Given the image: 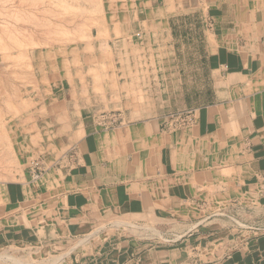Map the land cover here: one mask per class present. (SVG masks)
<instances>
[{
    "label": "crops",
    "instance_id": "obj_1",
    "mask_svg": "<svg viewBox=\"0 0 264 264\" xmlns=\"http://www.w3.org/2000/svg\"><path fill=\"white\" fill-rule=\"evenodd\" d=\"M166 6L205 7V30L150 32L131 46L118 38L124 123L91 127L78 105L47 134L28 131L45 172L0 184V251L12 242L48 264H264V0ZM125 54L164 74L135 85Z\"/></svg>",
    "mask_w": 264,
    "mask_h": 264
},
{
    "label": "rangeland",
    "instance_id": "obj_2",
    "mask_svg": "<svg viewBox=\"0 0 264 264\" xmlns=\"http://www.w3.org/2000/svg\"><path fill=\"white\" fill-rule=\"evenodd\" d=\"M174 1L32 0V4L31 0H5V2L0 0V28L3 29H0V184L22 179L25 170L29 172L30 180L35 182L41 180L45 172L42 162L45 151H31L34 144L28 142L27 134L32 128L38 133L41 131L42 135L47 134L51 131L50 124L56 125L58 117L65 115L74 119L78 112L82 113L80 105L83 106V112H87L85 116H88L91 127L112 128L125 122L120 118V111L117 109V97L113 96V49L118 48V38H129L131 46L141 41L144 34L150 32L171 31L175 36L179 33H202L205 30L202 24V19L206 15L205 7H162L163 4L171 5ZM95 4L97 6L94 7ZM74 7H78L79 10ZM91 11L96 12L94 14ZM166 18H169L168 23L165 21ZM71 19H74L73 22ZM35 21L37 25L32 26V22L35 24ZM43 21H47L44 22V26H42ZM195 21L199 23L195 24ZM38 24H42L43 28L41 26L35 28L39 26ZM76 25L79 28L80 25L83 26L80 31H83L81 32L86 38H83L81 33L78 35L79 28ZM9 27L11 31L8 30ZM17 28H20L19 31ZM42 37H46L47 40ZM50 43L52 44L49 45ZM124 43L126 44L124 47L128 48V40ZM184 43L185 54L190 55L191 49L188 46H191L192 41L184 40ZM20 53H25V57H20ZM123 58L126 61L132 59L131 78L135 85L145 79L157 82L159 75L164 74L152 72L154 68L152 63L150 66L141 67L138 62V66L134 68L136 60L134 56L127 57L125 54ZM174 58L168 52V64L165 67L168 68L166 74L169 93H175L178 79V72L172 70L175 67ZM141 68L145 71H140ZM188 68H191L190 65ZM148 69L150 70L146 71ZM180 75L186 91L191 85L192 73L189 70L181 72ZM200 75L205 77L206 73L201 72ZM115 80L117 81V76ZM152 92H157L155 95L158 96V87H153ZM139 94L144 93L139 92ZM202 99L203 97H200V100ZM51 129H53L52 125ZM33 173L38 174V177H34ZM18 251L13 243L9 242L8 246L0 251V264H48L39 263V254L32 255L29 249ZM40 255V260L48 257L43 252Z\"/></svg>",
    "mask_w": 264,
    "mask_h": 264
},
{
    "label": "bare ground",
    "instance_id": "obj_3",
    "mask_svg": "<svg viewBox=\"0 0 264 264\" xmlns=\"http://www.w3.org/2000/svg\"><path fill=\"white\" fill-rule=\"evenodd\" d=\"M9 1H10V0H9ZM24 1H25V0H24ZM34 1H36V0H34ZM62 1H63V0H62ZM95 1H96V0H95ZM4 2H5V0H4ZM19 2H20V1H19ZM39 2H40V1H39ZM51 2H52V1H51ZM59 2H60V1H59ZM65 2H66V1H65ZM65 2H63V4H65ZM31 3H32V0H31ZM60 3H61V2H60ZM84 3H85V2H84ZM98 3H99V2H98ZM20 4H21V3H20ZM32 4H33V3H32ZM51 4H52V3H51ZM66 4H67V3H66ZM30 5H31V4H30ZM56 5H57V4H56ZM60 6H61V5H60ZM63 6H64V5H62L61 7H63ZM65 6H66V5H65ZM68 6H69V4H68ZM76 6H77V5H76ZM88 6H89V5H88ZM95 6H97V5L95 4L94 7H95ZM56 7H57V6H56ZM46 8H47V7H46ZM67 8H68V7H67ZM72 8H73V7H72ZM74 8H77V10H79L78 7H74ZM81 8H82V7H81ZM96 8H97V7H96ZM10 9H11V8H10ZM15 9H16V8H15ZM60 9H62V8H59V10H60ZM64 9H65V8H64ZM84 9H85V8H84ZM98 9H99V8H98ZM42 10H43V9H42ZM71 10H72V9H71ZM81 10H82V12H83V9H81ZM90 10H92V9H90ZM62 11H63V10H62ZM62 11H61V12H62ZM73 11L76 12L74 9H73ZM17 12H18V11H17ZM38 12H39V11H38ZM42 12H44V10H43ZM59 12H60V11H59ZM78 12H79V11H78ZM92 12H93V11H91V13H92ZM94 12H96V11H94ZM94 12H93V13H94ZM97 12H98V11H97ZM99 12H100V11H99ZM20 13H21V12H20ZM40 13H41V12H40ZM52 13H53V12H52ZM88 13H89V12H88ZM9 14H10V13H9ZM17 14H18V13H17ZM25 14H26V13H25ZM27 14L30 15L29 13H27ZM44 14H45V13H44ZM57 14L61 15L60 13H57ZM94 14H95V13H94ZM94 14H93V15H94ZM11 15H12V12H11ZM55 15H56V14H55ZM80 15H81V14H80ZM80 15H79V16H80ZM90 15H91V14H90ZM96 15H98V14H96ZM8 16H9V15H8ZM18 16H19V15H18ZM53 16H54V15H53ZM56 16H57V15H56ZM64 16H65V15H64ZM15 17H16V16H15ZM23 17H24V16H23ZM25 17H26V15H25ZM51 17H52V16H51ZM60 17H61V16H60ZM65 17H66V16H65ZM67 17H68V16H67ZM88 17H89V16H88ZM11 18H12V17H11ZM54 18H55V17H54ZM57 18H58V17H57ZM77 18H78V17H77ZM30 19H31V18H30ZM33 19H34V18H33ZM39 19H40V18H39ZM55 19H56V18H55ZM74 19H75V18H74ZM74 19H73V20H74ZM82 19H83V18H82ZM86 19H88V18H86ZM16 20H17V19H16ZM57 20H58V19H57ZM71 20H72V19H71ZM73 20H72V22H73ZM95 20H96V19H95ZM95 20H94V21H95ZM40 21H41V20H40ZM40 21H37V22L41 23L42 21H41V22H40ZM47 21H49V20H47ZM47 21H43V25H42V24H41V25L44 26V22H47ZM59 21H60V20H59ZM83 21H84V20H83ZM85 21H86V20H85ZM92 21H93V19H92ZM7 22H8V21H7ZM12 22H13V21H12ZM49 22H50V21H49ZM68 22H70V24H72L71 21L68 20ZM68 22H67V23H68ZM34 23H35V24H33V22H32L31 25H32V26H33V25L36 26V25H37L36 21H35ZM52 23H53V22H52ZM67 23H66V24H67ZM92 23H94V22H92ZM9 24H10V23H9ZM27 24H28V23H27ZM46 24H47V23H46ZM48 24H49V23H48ZM55 24H56V23H55ZM77 24H78V23H77ZM81 24H82V23H81ZM31 25H30V26H31ZM38 25H39V24H38ZM41 25H39V26H37V27L34 26V27H35V28H38V27H40ZM50 25H51V23H50ZM50 25H49V26H50ZM52 25H53V24H52ZM56 25L59 26L58 23H57ZM60 25H61V23H60ZM74 25H75V23H74ZM74 25H73V26H74ZM78 25H79V24H78ZM82 25H83V24H82ZM82 25H80L81 28L84 26V25H83V26H82ZM89 25H90V24H89ZM7 26H8V25H7ZM42 26H41V27H42ZM45 26H46V25H45ZM49 26H48V27H49ZM54 26H55V25H54ZM70 26H71V25H70ZM73 26H72V27H73ZM76 26H77V25H76ZM76 26H75V27H76ZM3 27H4V26H3ZM18 27H20V26H18ZM28 27H29V25H28ZM48 27H46V28H48ZM55 27H56V26H55ZM61 27H62V26H61ZM72 27H71V28H72ZM77 27L79 28V26H77ZM11 28H12V27H11ZM13 28H14V27H13ZM21 28H22V27H21ZM42 28H43V27H42ZM44 28H45V27H44ZM49 28H50V27H49ZM63 28H64V27H63ZM71 28H70V30H71ZM81 28H79V30H78L77 33H78V35H79V33H81V35L83 36V34H82L83 31H82V30H81L82 32L80 31ZM84 28H85V27H84ZM0 29L3 30L2 28H0ZM9 29H10V27L8 28V30H9ZM17 29H18V28H17ZM19 29H20V28H19ZM19 29H18L17 31H19ZM25 29H26V28H25ZM59 29H60V27H59ZM67 29H68V28H67ZM72 29H73V28H72ZM5 30H7V29H5ZM12 30H13V29H12ZM33 30H34V29H33ZM55 30H56V29H55ZM57 30H58V29H57ZM62 30H63V29H62ZM65 30H66V29H65ZM10 31H11V29H10ZM14 31H15V30H14ZM17 31H16V32H17ZM46 31H48V30L46 29ZM58 31H60V30H58ZM20 32H21V31H20ZM49 32H50V31H49ZM52 32H54V31L52 30ZM62 32H63V31H62ZM84 32H85V31H84ZM1 33H2V32H1ZM10 33H11V32H10ZM25 33H26V31H25ZM35 33H37V32H35ZM38 33H39V32H38ZM41 33H42V32H41ZM46 33H47V32H46ZM46 33H45V34H46ZM50 33H51V32H50ZM64 33H66V32L64 31ZM64 33H63V34H64ZM72 33H73V32H72ZM3 34H5V33H3ZM22 34H23V33H22ZM56 34H57V33H56ZM1 35H2V34H1ZM10 35H11V34H10ZM28 35H29V34H28ZM50 35H51V34H50ZM57 35H58V34H57ZM61 35H62V34H61ZM3 36H4V35H3ZM5 36H6V35H5ZM21 36H22V35H21ZM30 36H31V35H30ZM32 36H33V35H32ZM41 36H42V35H41ZM52 36H53V35H52ZM64 36H66V35H64ZM103 36H105V34H104ZM22 37H23V36H22ZM28 37H29V36H28ZM56 37H57V36H56ZM1 38H2V37H1ZM9 38H10V37H9ZM29 38H30V37H29ZM42 38H44V37H42ZM45 38H46V37H45ZM45 38H44V39H45ZM47 38L49 39V36H48ZM47 38H46V40H47ZM62 38H63V37H62ZM77 38H79V37H77ZM83 38H86V37L83 36ZM13 39H14V38H13ZM26 39H27V38H26ZM26 39H25V40H26ZM31 39H32V38H31ZM31 39H30V41H31ZM33 39H34V38H33ZM33 39H32V40H33ZM51 39H52V37H51ZM16 40H18V39H16ZM46 40H45V41H46ZM26 41H28V40H26ZM50 41H52V40H50ZM50 41H48V42H50ZM15 42H16V41H15ZM24 42H25V41H24ZM28 42H29V41H28ZM33 42H35V41H33ZM36 42H37V41H36ZM13 43H14V42H13ZM20 43H21V42H20ZM41 43H42V42H41ZM62 43H63V42H62ZM2 44H3V43H2ZM2 44H1V45H2ZM43 44H44V43H43ZM45 44H46V43H45ZM51 44H52V43H50L49 45H51ZM15 45H16V43H15ZM23 45H24V44H22L21 46L23 47ZM34 46H36V44H34ZM2 47H4V46H2ZM6 47H7V46H6ZM15 47H16V46H15ZM19 47H20V46H19ZM101 47H102V46H101ZM23 48H24V47H23ZM11 49H12V48L10 47V50H11ZM107 49H108V48H107ZM5 50H6V48H5ZM7 50H8V48H7ZM10 50H9V51H10ZM25 51H26V49H25ZM19 52H20V51H19ZM24 54H25V53H24ZM24 54H23V53H20L19 56H20V57H21V56H24ZM5 56L7 57V55H5ZM11 57H12V56H11ZM24 57H25V56H24ZM22 58H23V57H22ZM8 59H9V58H8ZM118 224H119V223H118Z\"/></svg>",
    "mask_w": 264,
    "mask_h": 264
},
{
    "label": "built area",
    "instance_id": "obj_4",
    "mask_svg": "<svg viewBox=\"0 0 264 264\" xmlns=\"http://www.w3.org/2000/svg\"><path fill=\"white\" fill-rule=\"evenodd\" d=\"M33 175H34V177H38V174H36V173H33Z\"/></svg>",
    "mask_w": 264,
    "mask_h": 264
}]
</instances>
